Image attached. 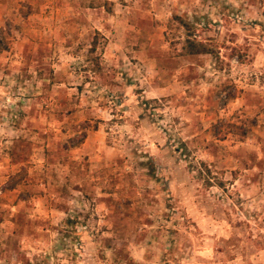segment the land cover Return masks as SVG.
I'll use <instances>...</instances> for the list:
<instances>
[{
  "label": "rangeland",
  "instance_id": "1",
  "mask_svg": "<svg viewBox=\"0 0 264 264\" xmlns=\"http://www.w3.org/2000/svg\"><path fill=\"white\" fill-rule=\"evenodd\" d=\"M0 43V264H264V0H0Z\"/></svg>",
  "mask_w": 264,
  "mask_h": 264
},
{
  "label": "trees",
  "instance_id": "2",
  "mask_svg": "<svg viewBox=\"0 0 264 264\" xmlns=\"http://www.w3.org/2000/svg\"><path fill=\"white\" fill-rule=\"evenodd\" d=\"M187 42H188L189 46L192 47V49H191L192 53H205L203 50H200V48H197V45H195V43H193L191 41H187ZM6 48L7 47H2L1 43H0V51L6 50ZM220 126L226 128L225 133H227V134L235 133L236 129L239 130V127L237 125L233 124V123H221ZM220 126L218 124L212 125L211 134H212V136L214 138L222 139L226 135L224 133L223 134L221 133V127ZM244 132L245 131L242 130V131H239V133H236V134H238L240 136H244L245 135Z\"/></svg>",
  "mask_w": 264,
  "mask_h": 264
}]
</instances>
